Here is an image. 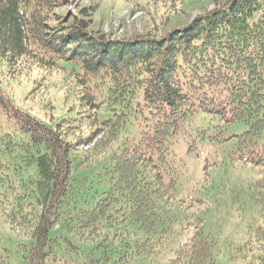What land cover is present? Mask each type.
I'll use <instances>...</instances> for the list:
<instances>
[{
    "label": "trees",
    "instance_id": "trees-1",
    "mask_svg": "<svg viewBox=\"0 0 264 264\" xmlns=\"http://www.w3.org/2000/svg\"><path fill=\"white\" fill-rule=\"evenodd\" d=\"M69 2L0 0L2 76L44 99L0 87V217L29 239L25 263L264 264V0L122 40L86 9L65 18ZM227 162L259 178L216 182ZM219 218L237 234L212 232Z\"/></svg>",
    "mask_w": 264,
    "mask_h": 264
},
{
    "label": "rangeland",
    "instance_id": "rangeland-1",
    "mask_svg": "<svg viewBox=\"0 0 264 264\" xmlns=\"http://www.w3.org/2000/svg\"><path fill=\"white\" fill-rule=\"evenodd\" d=\"M223 1L225 0H70L68 6L62 8L61 12L66 18L68 15L72 16L82 9H86L88 14L85 22L89 29L94 32H101L111 40H122L132 39L136 35L156 34L162 36L172 31L173 33L177 30L180 31L196 16L210 12L214 8V4ZM4 71H6V67L4 68V64L0 60V87L16 106L32 109L43 106V96L36 95L30 101L23 99L31 88L30 81H25L21 86H16L15 82H10L11 80L9 81L2 76ZM51 97H53L54 105L58 108L59 113H61L60 109L72 108L71 114L80 110L79 102L75 100L74 96L65 98L60 91L57 97L55 91L52 90ZM106 118V113L101 112L99 114L100 120ZM84 121L86 122L85 119ZM86 148L79 149L85 150ZM223 157V153H210L208 155L210 161H221ZM200 164L202 163L200 162ZM220 166L207 170L210 174L217 175V178H214L216 182L225 180L222 172H225L229 177L230 184L235 186L239 185L243 179L255 181L259 178L256 170L250 167L235 166L231 168L228 162ZM87 172H81L80 175L87 174ZM247 175L249 176L245 177ZM221 177L222 179H220ZM224 213V210L220 212L222 215ZM235 224L237 223L219 218L216 220L212 232L215 231L214 233L221 239L233 237L237 234ZM28 243L29 239L25 234L16 229H11L7 221L0 217V255L7 254L9 264H26L20 249L27 246Z\"/></svg>",
    "mask_w": 264,
    "mask_h": 264
}]
</instances>
